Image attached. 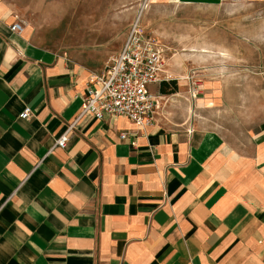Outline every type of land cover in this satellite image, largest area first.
<instances>
[{"label":"crops","instance_id":"obj_1","mask_svg":"<svg viewBox=\"0 0 264 264\" xmlns=\"http://www.w3.org/2000/svg\"><path fill=\"white\" fill-rule=\"evenodd\" d=\"M18 11L0 0V264H264V122L244 149L178 114L77 122L102 73L13 32Z\"/></svg>","mask_w":264,"mask_h":264},{"label":"rangeland","instance_id":"obj_2","mask_svg":"<svg viewBox=\"0 0 264 264\" xmlns=\"http://www.w3.org/2000/svg\"><path fill=\"white\" fill-rule=\"evenodd\" d=\"M17 2L18 17L35 44L98 73L122 50L140 17L146 35L164 47L165 64L172 65L167 81L175 80L179 86L176 95H167L160 103L161 114L189 116L190 124L217 132L242 149L264 122V4Z\"/></svg>","mask_w":264,"mask_h":264},{"label":"built area","instance_id":"obj_3","mask_svg":"<svg viewBox=\"0 0 264 264\" xmlns=\"http://www.w3.org/2000/svg\"><path fill=\"white\" fill-rule=\"evenodd\" d=\"M139 21L140 17L131 27L116 59L102 74H93L83 96L77 122L85 118L102 121L106 117H122L139 129L155 125L163 100L152 94L150 88L162 79L166 53L157 39L146 35ZM24 29V24L18 18L11 26V30L17 34ZM31 117L32 110L28 107L20 115L23 120ZM75 125L69 126L59 137L52 151L67 148ZM127 137V134L121 135L122 140Z\"/></svg>","mask_w":264,"mask_h":264},{"label":"trees","instance_id":"obj_4","mask_svg":"<svg viewBox=\"0 0 264 264\" xmlns=\"http://www.w3.org/2000/svg\"><path fill=\"white\" fill-rule=\"evenodd\" d=\"M179 86L175 80H171V82H161L160 93L162 95H171L178 93Z\"/></svg>","mask_w":264,"mask_h":264}]
</instances>
